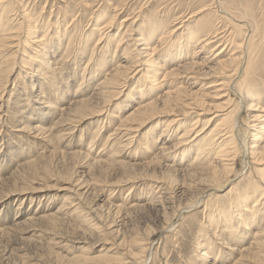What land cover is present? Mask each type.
<instances>
[{
  "label": "rangeland",
  "instance_id": "obj_1",
  "mask_svg": "<svg viewBox=\"0 0 264 264\" xmlns=\"http://www.w3.org/2000/svg\"><path fill=\"white\" fill-rule=\"evenodd\" d=\"M12 3L15 8L11 24L15 29L23 21L22 16L29 15L30 18L35 17L34 23L38 25L34 30L39 29L41 24L45 26L44 31L48 33L41 37V42L48 47L50 41L47 40L52 34L53 37L57 36L54 35L55 25L60 21L72 36L65 34V37L59 38L60 43L49 47L47 59L50 66L45 69L34 62L19 70L23 66L22 59H19L24 57L22 51L30 49L21 43L26 23L22 25L24 30L19 31L20 44L16 41L15 47L7 51L11 55L18 50L16 61L20 60L21 65L5 88H0V264H76L75 258L83 253L96 257L90 264H105L101 260L103 258H97L98 255L106 252L124 259L138 253L136 241L147 239L154 242L148 264H191L205 251L210 252L205 264L246 262V257L241 256L242 248L246 249L254 240V223L257 219L251 226L238 221L233 222L234 225L224 220V212H212L214 205L203 209V201L213 193L206 188L205 179L208 177L186 169L202 167L205 157L197 159V151L192 153L188 143L173 147L178 143L183 127L180 130L170 128L163 133L166 121L174 119L176 115L158 112L143 123L134 122L131 134L122 132L125 131L122 124L127 115L141 105L154 101L156 96L159 98L167 85H162L163 91L159 89V94L150 93L147 94L149 98L145 95L146 98L140 99L138 91L146 85L141 84L136 89L141 74L130 72L123 83V91L105 103L103 97L107 93L102 94L103 97L98 95L100 90L97 87L109 76L108 72L124 61L122 56L126 44H121L118 50L115 47L117 41L112 42V52L107 53L108 64L103 70L94 66V62L105 54L103 43L98 42L100 35L97 33L89 42L85 55L81 54V48L85 33L91 31L99 13L116 14L113 27L105 32L118 36L126 34L123 38L126 42L135 35L130 36L131 32H125L128 23L121 26L123 20L130 23L136 20L135 15L139 16L134 21L135 28H138L155 16L156 24L161 20L163 24L167 23L164 24L167 29L182 25L179 34L189 26L190 15L204 9L208 15L210 13L217 32L226 31V44L231 46L236 41L242 42L246 35H253L257 44L256 62L262 73L257 78V88L264 97V0H13ZM244 20L249 21L250 26ZM191 21V26H194L199 22V17ZM77 22L80 26L76 25V29L74 26ZM237 24L242 29L234 28ZM40 34H35L34 39H39L37 36ZM122 36L119 38L122 39ZM168 42L165 40L162 48ZM180 44L175 47L177 59L168 61L165 68L191 61L193 52L184 55V47ZM43 45L40 44V47ZM135 47L131 49L133 55L141 58L136 55ZM94 48L95 51L92 50ZM209 52L208 49L207 53H202L201 58ZM162 59L159 58L160 61ZM215 78L202 81L210 82ZM184 79L183 72L178 79L175 78L177 82L183 81L186 93L183 97L185 106H178L177 114L187 109L192 113L185 118L192 119L201 113L198 109L201 104V107L207 108L205 115L214 117L218 114L215 120L221 119L224 113L216 112V96L199 91L200 85L189 86ZM131 88L135 89V95L130 94ZM233 92L236 97L237 92ZM82 99L89 101L90 111L88 109L79 114L74 111V102ZM261 99L258 103L260 110L264 109V98ZM196 102L199 103L198 108ZM71 105V120H67L68 114L64 117L61 114ZM102 107H105L103 111H95ZM214 111L216 113H212ZM254 113L250 110L242 114L244 122L249 124V140L256 133L252 128L259 126ZM213 120L206 130L214 127L216 121ZM240 157L236 164L237 171L245 167V157ZM220 185L215 184L214 188L219 189ZM227 190L228 185L225 184L218 191L215 189L216 195H209V198L210 202H214L219 196L218 204L222 201L221 205H230L226 209L230 212L231 199L236 193H230L227 197ZM261 193L262 190H258L256 199L261 197ZM262 201L264 199L260 203ZM194 203L197 205L190 208ZM254 204L248 213L255 209ZM209 209L210 215L207 213ZM211 215H215L216 222L214 220L210 226L208 219ZM259 223L264 229V222ZM232 229L236 230V234L242 233V237L230 235ZM255 238H262L260 240L264 242V233ZM254 263L264 264V250L255 257Z\"/></svg>",
  "mask_w": 264,
  "mask_h": 264
},
{
  "label": "bare ground",
  "instance_id": "obj_2",
  "mask_svg": "<svg viewBox=\"0 0 264 264\" xmlns=\"http://www.w3.org/2000/svg\"><path fill=\"white\" fill-rule=\"evenodd\" d=\"M12 2L13 0H0V88L2 86L5 88L12 74L15 72L17 67L21 65L19 62L21 59L23 60V61L21 60L23 66H20L19 68L20 71L23 70V68L25 67L24 65H30V64L33 65L34 62H38L37 64L40 67H44V69L49 68L50 65H49V60L47 59V50L49 49V47L53 48L54 45L60 43L59 41L60 37H65L66 36L65 34H68V35L71 34V32L67 30L68 28L62 27L63 24L61 21L58 22V25H55V32H54V35L56 34L57 36L53 37V34H52V36L47 40V41H50L48 42V45L50 44V46L48 47L47 45H45L43 41L41 42V37L47 36V33H48L47 31H44L45 26L41 24V26H39V29L34 30L36 26L38 27V25H35L36 23H34L35 17L30 18L29 15H24L25 17L22 16L24 18L23 21L19 23V26L16 29L12 26L11 20L14 19L12 18V11L15 8L14 3ZM226 3H228V1ZM106 14L107 12L103 14L99 13V15L97 16V20L93 24V28L91 29V31L85 33L83 40H82L84 45L81 48V54L82 55L86 54L89 42L93 38H95V35L98 33V35H100V39L98 40V42L103 43L105 54H103L102 58L98 59L97 62H94V66L95 67L98 66L97 67L98 70H103L108 64L107 53H109L110 51L112 52V49H111L112 42L117 41V46H115L117 47V49L123 43L126 45L123 48L122 58H124V61H121L120 63L118 62L119 64L115 68H113L111 72H108L109 76H107L102 82L99 83L97 89L99 88L100 91L97 92V94L102 96V94L104 95L105 93H107L106 95H104V97L102 96L104 98L103 100L105 101V103L107 101H110L111 98L118 96V94L121 93V91H123L122 89L124 88L123 83L125 82L127 78V74H129L130 72L133 73L134 75L141 74V76L139 77L140 79L136 82L137 84L136 89H138V87H141L142 85H146L144 88L141 87L142 89L140 88V90L138 91V94H140V97H139L140 99H143L145 95L147 96V94L148 95L150 93L156 94L161 90L163 91V89H161L162 85H165V84L167 85L165 87L166 89L164 90V92H162V95H160L159 98L156 96V99L154 101H150L148 103L141 105L139 108H136L135 110H133L127 115L125 122L122 124V127H124L122 128V130H125V131H122V132H124L125 135L131 134L130 132H131V129H133L134 122L143 123L144 121L155 116L158 112H161L163 114H168V115L175 114L176 116L174 119L166 121V125L163 129V133L168 131L170 128L171 129L175 128L176 130H180V128L183 127L184 130L178 139V143L175 144L173 147L176 148L180 145H184L188 143L189 144L188 149L192 153L194 150L197 151L196 152L197 159L205 157L203 159L202 167H197V168L192 167L189 169L185 168L186 171L194 170L195 172H199L203 175L205 174L208 177L207 179H205L207 183L206 188H209L208 190L209 191L211 190V193L212 192L213 193L208 194V199L203 201V204H204L203 209H206L209 206L214 205L215 209L212 210V212L214 213L224 212L225 214L224 220L230 221L232 222V224H234L233 222L238 221V222H241V224H244L246 226H251L254 223L255 219H257V222L254 223L255 225L254 233L256 232L255 234H253L254 240L246 249L242 248L243 253L241 255L242 257H246V260H247L246 262H243L242 264H255L254 263L255 257L260 256V252H263L264 250L263 249L264 242L260 240L262 238L260 239L255 238V236H261L264 233V229H262V226H260L261 223H259V221L264 222V201L260 203V201L264 199V114H262V111H264V109L260 110V108H258V103L260 104V102L262 101L261 98H264V97H261V93L259 92L260 88H257V85H258L257 78L260 75H262V73L260 72L258 63H257L258 62L257 57H256L257 54L255 53V50L257 49V44L254 40L253 35H246L247 38L245 37L244 40H242V42L236 41L234 45L230 46L226 44V42H224V36L226 37L227 35L225 34L226 31L218 33L212 22L213 20H211L212 17L210 13L208 15L204 9H200L196 12H193V14L190 15L188 19L189 26L185 25L186 27L184 31L181 30L179 34H178V31L180 28H182V25L180 27L175 26L173 28L171 27L167 29L166 25L164 26V24H167V23L163 24L161 20L156 24L155 16H152L149 22H146L147 24L143 23L138 28H135L136 25L134 24V21H136L139 18V16L135 15L134 17L136 20L130 23L129 22L124 23V21H129V20H123L121 22V26L128 23L127 25L128 28L125 32L126 33L128 31L131 32L130 36L131 34L132 36L135 35V37H131L129 41L124 42L125 40L123 38L126 34H124L123 36L121 35L122 39H120L121 38L120 35L118 36L115 33L108 34L105 32V31H108V29H110L111 27H113L115 23V19L117 17L116 14L114 16L113 15L110 16V13H108L109 15L108 14L106 15ZM196 17H199V22L196 25L191 26L190 24L192 22L191 20L193 19L195 20ZM244 21L250 26L249 21H246V20ZM79 22L75 24L74 28L76 29L78 28L76 27V25L80 26ZM23 23H26V27H24L25 30L22 27ZM159 23L162 24L164 27H162V25H159ZM181 23H184V22H181ZM235 27H237V30L242 29V27L238 26V24L234 25V28ZM22 29L24 30V35H23L24 39L23 38L21 39V43H24V45H26V47L30 49L27 50L24 48L25 50L22 51L24 52V57L20 56L21 57L19 58L20 60L16 61L18 50L14 51L15 53L11 55L7 54V51L15 47L16 41L17 43L20 44V41L18 40V38L20 34L19 31ZM61 31H64V32H61ZM37 33H42V34H40L41 36L40 35L37 36L39 37V39L38 38L34 39L36 37L35 34ZM171 35H174V37L172 38ZM70 36H72V34ZM165 40L169 42L167 43L165 48H162V45ZM131 41H133V43H131ZM40 44H42L43 47H40ZM177 44H180L179 46L183 45L184 47L183 51H185L183 52L184 55L187 53L193 52L192 53L193 59L191 58V61L180 64L179 66L177 64V67L170 66V67L165 68L167 66L168 61L170 62V61H174L177 59L178 55L175 49ZM140 45H142L143 47L141 48ZM134 46H136L134 48L136 50V55L141 56V58L139 57L137 59L136 56L133 55L132 47ZM117 49L114 50V54L117 52ZM208 49L210 52L207 55L205 54L201 58V54L204 53L205 51L207 53ZM92 50L95 51V48ZM92 57H93V53H92ZM162 57L164 59H162L163 61H160L159 58H162ZM129 59L131 60L129 61ZM171 63H174V62H171ZM138 67H142V69L140 68L138 69ZM162 70L164 71L162 72ZM189 70H191L192 72ZM182 72L183 74H185L184 83L185 82L189 83L188 84L189 86L191 84L192 86L200 85L199 91H202L205 94H214L216 96V98L218 99V102H216L215 104V109H217L216 112L222 111L224 113L221 119L215 120V118L218 117V114H215L214 117H210L209 114L205 115V113H207L205 112L207 108L205 109V107H201V104L199 105V103L197 102H196L197 108L199 105L200 107L198 109L201 110V113L200 114L197 113L196 117L192 119H186L185 118L186 115L189 113H192V112L187 111V109H184L183 113L177 114L178 113L177 107L181 106V104L185 106L183 97L186 93L184 92V88L182 86L183 81L181 82L175 81V78L177 77L178 79V76L181 75ZM92 73L93 72H91V74ZM210 78H215V79L211 80L210 82L202 81V80L210 79ZM207 84L208 86H205ZM231 88H233V90L237 92L236 97H235L236 93L234 94ZM133 90L135 89L131 88V90L129 91L131 95L134 94L135 92V91L133 92ZM246 95H247V98H246ZM74 104L76 106V109L74 110L76 113L81 114V113L86 112L88 109H89L88 112L90 111V108L88 105L89 101L86 99H82L78 101L75 100ZM186 105H190V103H186ZM71 107L72 105L70 106V108L66 107L69 111L67 110L66 112H62L61 114L62 117L68 114L66 118L67 120H71V117H69V115L70 116L72 115V111H73ZM103 108L105 107H102L99 110H95V111L96 112H100L101 110L103 111ZM63 109L65 108H62V110ZM160 110H163V111H160ZM250 110L255 111L254 117L258 121V124H259V126H254V127L252 126L253 127L252 129L256 130V133L253 134V138L251 140H249L250 138L249 136L251 135V132L249 130V124L244 122L245 117L242 115L243 112L246 111L247 113V111H250ZM216 112L214 111L212 113H216ZM54 113H55V110H54ZM52 114H53V111H52ZM245 115L248 116V114H245ZM180 116H183V118H180ZM212 120L213 122L216 121L214 124V127L211 128L210 130H206L207 129L206 127L210 123H212ZM197 127H201V128L197 129ZM162 149H166V148H162ZM184 149L186 150V148ZM22 154H23V151H22ZM240 156L245 157V165H244L245 167L243 168V170L237 171L236 164L239 158H241ZM189 172L191 173V171ZM220 183H221L220 185L221 187L223 185L225 186V184L228 185L227 197L230 196L229 195L230 193L231 194L236 193V195L233 194L234 197L231 199L232 208H230V212L226 210L227 207H229L230 205L229 206L227 205V207H225L221 205L223 204L222 201L221 203L218 204L219 196H216L218 198H216V200H213L214 202H210L211 199L209 198V195H212V196L216 195L214 190L216 189L218 191L221 187L219 186V189H218V187L214 188V186L215 184H220ZM260 189L262 190V193H261L262 195L260 198L256 199L255 195L258 192V190L260 191ZM222 197L224 198V196ZM258 201L260 204H258ZM253 202H255L254 204L255 209H253L251 213H248L247 211L250 208H252ZM195 203L192 204L190 208L195 207V205H197ZM187 210H189V207ZM207 213H209L210 215L211 213L210 209L207 211ZM249 214L251 216H249ZM219 215H222V214H219ZM208 220H209L208 224L211 226L214 223L215 215H211V217H209ZM173 225L175 224L173 223ZM233 230L234 229L230 230L231 231L230 235L233 234L234 236L242 237L243 234L241 233V231H240L241 234H236V230L234 231ZM246 234H249V232H247ZM255 239H256V242H255ZM135 245H137L139 249L138 253L130 254L124 259H121L116 256H111L107 254L106 252L98 255L97 258H100V257L103 258L101 260H104L103 262L105 264H148L152 257L151 249L154 246L153 240L147 239V240H144L143 242L136 241ZM255 245H256V250L254 249ZM205 250L206 249H204L203 251ZM209 253L205 251L199 254L197 258L198 260L194 262L191 261V264H194V263L195 264H205V262H207L206 260L209 259L208 257ZM87 254L88 253L86 254L83 253V255L77 256L75 258L77 260V261L75 260L76 261L75 263L76 264H90L91 261L94 260V258H96V257H90ZM214 255L215 254L213 253V256ZM196 262H199V263H196Z\"/></svg>",
  "mask_w": 264,
  "mask_h": 264
}]
</instances>
